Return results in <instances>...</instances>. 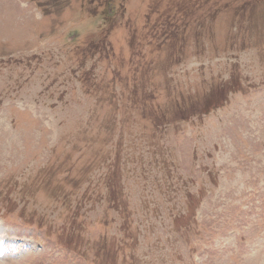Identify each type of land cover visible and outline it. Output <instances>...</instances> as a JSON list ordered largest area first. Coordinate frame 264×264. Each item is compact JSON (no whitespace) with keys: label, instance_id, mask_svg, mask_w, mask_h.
Segmentation results:
<instances>
[{"label":"rangeland","instance_id":"rangeland-1","mask_svg":"<svg viewBox=\"0 0 264 264\" xmlns=\"http://www.w3.org/2000/svg\"><path fill=\"white\" fill-rule=\"evenodd\" d=\"M0 264H264V0H0Z\"/></svg>","mask_w":264,"mask_h":264}]
</instances>
